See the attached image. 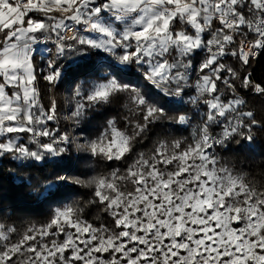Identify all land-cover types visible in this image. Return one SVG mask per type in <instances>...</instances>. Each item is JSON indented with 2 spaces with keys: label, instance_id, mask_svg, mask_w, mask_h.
Returning <instances> with one entry per match:
<instances>
[{
  "label": "snow or ice",
  "instance_id": "snow-or-ice-1",
  "mask_svg": "<svg viewBox=\"0 0 264 264\" xmlns=\"http://www.w3.org/2000/svg\"><path fill=\"white\" fill-rule=\"evenodd\" d=\"M46 42L55 57L76 55L83 63L61 68L63 61L53 58L38 69L34 61ZM93 50L113 58L107 75L90 78ZM262 54L264 0H0V156L52 157L65 170L85 159L126 160L149 125L188 123L186 115L169 117L167 110L190 87L197 93L192 102L205 109L192 143L160 140L123 173L71 181L94 186L87 203L102 206L111 228H94L80 218L84 207L66 205L42 227L0 246V264H264V191L218 166L212 151L236 136L251 143L253 130L264 128L252 111L242 110L245 100L224 102L218 87L222 82L234 93L239 79L242 88L264 96L250 73L241 76L223 62L233 57L246 67ZM69 72L83 75L87 89L82 98L88 104L78 103L71 114L75 123L86 107L113 98L126 99L128 108L127 131L109 120L96 139L76 144L89 155L75 161L66 155L75 139L47 127L57 118L56 100L45 108L38 87L43 81L54 88ZM75 95L81 96L80 87ZM212 125H223L219 135L210 132ZM21 133L36 150L17 141L13 134ZM58 179L49 186L56 192L70 183ZM14 231L0 225V241Z\"/></svg>",
  "mask_w": 264,
  "mask_h": 264
},
{
  "label": "trees",
  "instance_id": "trees-1",
  "mask_svg": "<svg viewBox=\"0 0 264 264\" xmlns=\"http://www.w3.org/2000/svg\"><path fill=\"white\" fill-rule=\"evenodd\" d=\"M33 18H43L40 14H33ZM183 27L182 25L178 26ZM210 38V37H209ZM251 38V37H250ZM51 48V57L62 60L61 68L71 64L72 68H78L83 63L76 55H69L67 59L55 57V48L48 42ZM203 56V54H202ZM87 71L90 78L96 75H105L104 71L109 59H113L110 54L100 52L98 55L93 52L87 54ZM171 59V58H170ZM75 62V63H73ZM223 62L229 67L239 69L241 76L251 74L253 83H260L264 86V54L257 60H252L250 66L242 67L233 57L224 58ZM224 77H228L224 73ZM192 76L190 84H192ZM75 81V82H73ZM84 76L77 72H69L54 88H51V98L54 97L57 103V121L48 123L51 130L58 129L60 133H68V123L64 119L65 107L73 110L75 101L83 99L77 97L75 91L77 87L85 92L87 89L83 85ZM220 94L223 101L227 102L234 97L245 100L243 111H252L255 118L264 125V96L253 94L240 85L239 79L235 80L236 91L233 93L227 89L222 82H218ZM179 103L169 106L168 116L177 117L186 115L189 117L187 124H177L172 119H165L155 124L149 125L143 137L135 144L134 151L128 154L126 160L121 161H100L96 163V158L81 160L79 164H74L70 170H65V166H58L53 163L52 157H46L42 161L31 159H16L11 154H6L0 158V222L7 228H13L12 242H17L30 227L40 228L50 220L56 208L68 204H79L84 207L81 220L94 228L101 226L111 228L113 221L102 211V206L89 205L88 200L92 199L93 187L86 188L74 185L71 181L75 179L88 180L93 177L108 176L111 172L119 170L123 173L125 169L136 159L139 153L150 154L160 140L179 139L184 144L193 142V134L197 126L201 123V115L205 111L202 104L193 103L195 91L191 87L187 90ZM85 105L88 104L83 99ZM51 102L46 101L49 105ZM46 105V106H47ZM126 99L113 98L109 103L88 106L85 111L84 120L77 124L76 133L84 134L89 139H96L108 126V121L115 122L116 127L127 131L125 117L128 116ZM50 106V105H49ZM72 114V113H71ZM74 119H72L73 121ZM56 122V123H55ZM223 125H212L210 132L219 135ZM254 139L251 143L240 136H236L226 142L227 147L217 146L212 151L217 155L220 164L229 166L245 182L257 190L264 191V128L253 130ZM46 139V138H45ZM34 150L35 146L29 142H23ZM74 161L77 157L88 156L86 151L78 149L74 144L69 146L66 153ZM93 166V169L90 167ZM68 177L69 185L56 192L51 185L60 184L58 177ZM48 188L49 192L45 193ZM131 190V186H128ZM40 193H45L43 196ZM49 193H54L50 195Z\"/></svg>",
  "mask_w": 264,
  "mask_h": 264
},
{
  "label": "rangeland",
  "instance_id": "rangeland-1",
  "mask_svg": "<svg viewBox=\"0 0 264 264\" xmlns=\"http://www.w3.org/2000/svg\"><path fill=\"white\" fill-rule=\"evenodd\" d=\"M67 23L69 24L70 27H76V28H79V26L73 25V22H71V21H68ZM81 34H83V33H81ZM39 49H40V53L36 56V59H35V61H34V63L37 65L38 69L41 68V66L46 65L49 59H53V58L51 57V54H50L51 51L49 52V50H51V48L49 47L48 42H46V43H41V44L39 45ZM109 71H110V69L106 70V72L104 71V74L107 75ZM192 78H193V79H192V84H191V85H194V84H195V80H196V76H195V74L192 75ZM45 83H46V82L41 81L40 84L38 85V87L40 88V93H41L40 103L43 104V105L45 106V108H47V107H49L50 104L47 105V104H46V101L48 100V102H49V100H50V102H51V89L45 88V87H44ZM191 90L195 91L193 87H191ZM7 91H8V94L11 95V91H14V89L7 90ZM80 92H81V97H83V95L87 92V90H86L85 92H83V91L80 90ZM195 93H196V91H195ZM196 95H197V93L195 94L194 98L196 97ZM194 98H193V99H194ZM83 102H84L83 99H81V100L79 99V100L75 101V106H74L73 110H71V108H70L69 106H67V104H69V102L66 103V106H65V107H68V108H65L64 119H65V120L67 121V123H68V134L70 135V137H72V138L75 139V143H73L75 146H76V144H83L84 141H85V139L93 140V139H89V138H88L86 135H84V134H77V133H76V126H77V123H75L74 120L72 121V118H70V117H71V113H72V112L75 110V108H76V105H77L78 103H79V104H84ZM224 102H225V101H224ZM46 105H47V106H46ZM86 108H87V107H86ZM85 111H86V109H85ZM84 117H85V116H84ZM83 120H84V118L81 119L80 122H79L78 124H80ZM54 121L58 122V121H57V118H56V120H54ZM54 121H49L48 123L50 124V123H53ZM56 122H55V123H56ZM115 126H116V125H115ZM116 128H117L118 130L124 132V130L119 129L118 127H116ZM49 130H51V129H49ZM13 135L15 136V138L17 139L18 142H21V143H23V142H29V140H28L26 134L21 133V134H13ZM5 139H6V137H5ZM34 150H36V149L34 148ZM86 153H87V152H86ZM87 154H88V153H87ZM88 155H89V154H88ZM1 157H2V156H0V158H1ZM20 160H24V158H21ZM24 161H26V160H24ZM218 166H223V165H218ZM223 167L228 168L229 171H230L233 175H235V176H239V175L236 174L234 171H232V169H231L229 166H226V165H225V166H223ZM93 168H94L93 166L90 167V169H93ZM92 178H93V176L91 175V176L89 177L88 180H90V179H92ZM93 189H94V186H93ZM66 205H68V204H64V205H62V206H60V207H58V208H63V207H65ZM56 209H57V208H56ZM56 209H55V210H56ZM0 225H3L4 228L7 229V227H6L3 223L0 222ZM30 228H31V227H30ZM35 228H36V227H35ZM28 229H29V228H28ZM28 229H27V230H28ZM27 230H26V231H27ZM73 231H74V230H73ZM12 234H13V232L8 233V235H9V240H8V241H0V246H2L4 243H14V242H12ZM62 238H63V237H60V239H62ZM15 243H16V242H15ZM105 256L107 257V254H105Z\"/></svg>",
  "mask_w": 264,
  "mask_h": 264
},
{
  "label": "built area",
  "instance_id": "built-area-1",
  "mask_svg": "<svg viewBox=\"0 0 264 264\" xmlns=\"http://www.w3.org/2000/svg\"><path fill=\"white\" fill-rule=\"evenodd\" d=\"M261 56V55H260ZM260 56H258L256 59H254V60H257Z\"/></svg>",
  "mask_w": 264,
  "mask_h": 264
}]
</instances>
